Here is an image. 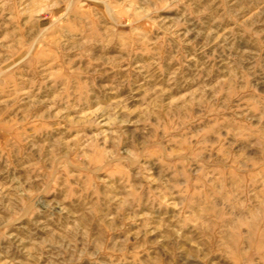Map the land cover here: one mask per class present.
<instances>
[{"label": "rangeland", "instance_id": "rangeland-1", "mask_svg": "<svg viewBox=\"0 0 264 264\" xmlns=\"http://www.w3.org/2000/svg\"><path fill=\"white\" fill-rule=\"evenodd\" d=\"M0 264H264V0H0Z\"/></svg>", "mask_w": 264, "mask_h": 264}]
</instances>
